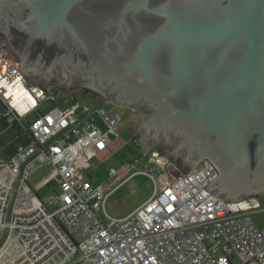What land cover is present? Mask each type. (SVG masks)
Masks as SVG:
<instances>
[{"label": "water", "instance_id": "obj_1", "mask_svg": "<svg viewBox=\"0 0 264 264\" xmlns=\"http://www.w3.org/2000/svg\"><path fill=\"white\" fill-rule=\"evenodd\" d=\"M0 21L28 79L55 73L30 53L52 49L79 72L63 83L148 107L140 134L167 156L189 168L210 159L219 176L206 192H264V0H0Z\"/></svg>", "mask_w": 264, "mask_h": 264}, {"label": "built area", "instance_id": "obj_2", "mask_svg": "<svg viewBox=\"0 0 264 264\" xmlns=\"http://www.w3.org/2000/svg\"><path fill=\"white\" fill-rule=\"evenodd\" d=\"M64 91L28 79L20 62L0 50L2 116L18 123L30 140L0 157V230L9 234L0 261L26 264H264V227L252 219L264 209L247 198L220 199L205 191L219 176L203 157L176 174L157 143L141 139L158 163L152 195L124 217L107 221L105 201L130 173V164L110 166L106 182L90 184L92 153L104 152L122 118L101 104L82 102L78 114L58 106ZM49 104L44 111L42 107ZM164 159V162L161 161ZM51 168L59 189L48 208L29 185L30 176ZM85 170L89 172L85 173ZM9 209L10 220H5ZM102 212L101 218L97 213Z\"/></svg>", "mask_w": 264, "mask_h": 264}, {"label": "rangeland", "instance_id": "obj_3", "mask_svg": "<svg viewBox=\"0 0 264 264\" xmlns=\"http://www.w3.org/2000/svg\"><path fill=\"white\" fill-rule=\"evenodd\" d=\"M1 42L2 38H0V50L5 51L7 56L11 59L17 60L19 57L12 53L6 46L2 45ZM31 79L35 82H40L37 78ZM40 83L51 92H56L57 88L64 91V98L57 104L62 111L66 113L78 114L80 111L79 105L82 102H86L90 105L101 104L109 114H118L121 116L122 122L119 124L116 131L110 135V147L104 152L92 153L93 157L90 163L93 169H89L92 170V180L90 184H98L106 182V172L110 166L118 167L121 164L132 165L130 173L123 179L122 183L108 195L105 201L107 221H111L112 219L117 220V223L114 224L113 227H116L119 224L118 222L152 195L154 183L151 176L154 175L158 178L161 174L158 163L152 160L149 153H146L141 142L142 138L156 142L158 145L157 150L164 159H167V162L175 161L174 167L178 171L176 172L177 175L180 172L188 170L189 166L183 165L180 158H175V160L172 156H167L172 149L171 146L162 141L147 139L140 134L139 118L137 115L130 112L131 109H126L110 101H106L105 96L101 93H95L93 91L85 92L83 87H78L82 84L79 80H70L69 83H63L59 76L52 75L47 79V82L41 81ZM49 107L50 105L47 104L42 107V109L47 111ZM164 159L161 161L164 162ZM89 170H85V173L89 172ZM28 182L33 191L48 208H56V204L51 206L47 205V200L53 197L55 192L59 189L54 180V174L51 172V168H40L33 173ZM244 197L247 198L252 207L264 209V192ZM97 215L101 218L102 212L100 211ZM252 219L259 228L264 227V219L260 217V214H253ZM5 220L7 222L10 220L9 209L6 212ZM7 231L9 232V228L0 230V249L6 241ZM0 264H26V262L18 258L15 262L0 261ZM76 264L84 263L77 262Z\"/></svg>", "mask_w": 264, "mask_h": 264}, {"label": "flooded vegetation", "instance_id": "obj_4", "mask_svg": "<svg viewBox=\"0 0 264 264\" xmlns=\"http://www.w3.org/2000/svg\"><path fill=\"white\" fill-rule=\"evenodd\" d=\"M2 23L0 21V28H2ZM0 38H2V45L6 46L12 53H14L17 57H18V53H24V47L22 44H20L19 42H10L3 34V32L0 30ZM54 50L52 49H42V46L36 45L34 46L31 50L30 53L32 54L31 57L34 58V56L36 54H43L44 55V60L46 59L47 62L52 61L55 63V66L53 67V71H55L54 74H57L59 77L64 78V72L66 74H71L74 78H78L79 77V72L75 71L74 69H72L74 66L70 65L69 62H65V59L62 58H56V56L54 55ZM45 53V54H44ZM39 58V57H38ZM40 59V58H39ZM54 59H59L60 61H55ZM17 60L20 62L19 58H17ZM40 66V65H39ZM43 67V66H41ZM78 87H82V84H80V86ZM86 92V91H85ZM103 102V101H102ZM101 103V102H100ZM126 108V107H123ZM128 109V108H126ZM131 113H133L134 115H149L150 110L148 107L146 106H136L135 110H131Z\"/></svg>", "mask_w": 264, "mask_h": 264}, {"label": "crops", "instance_id": "obj_5", "mask_svg": "<svg viewBox=\"0 0 264 264\" xmlns=\"http://www.w3.org/2000/svg\"><path fill=\"white\" fill-rule=\"evenodd\" d=\"M3 110L4 105L0 100V157L7 158L14 153L15 147L18 144L28 143L30 136L18 123L6 120L2 116ZM8 234L9 232L6 235V239Z\"/></svg>", "mask_w": 264, "mask_h": 264}]
</instances>
